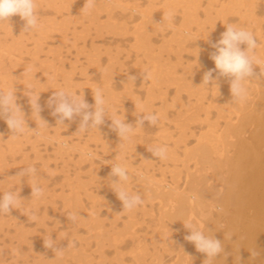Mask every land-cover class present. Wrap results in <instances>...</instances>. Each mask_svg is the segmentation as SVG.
<instances>
[{"label":"rangeland","instance_id":"1","mask_svg":"<svg viewBox=\"0 0 264 264\" xmlns=\"http://www.w3.org/2000/svg\"><path fill=\"white\" fill-rule=\"evenodd\" d=\"M42 1L44 3L37 5L36 8L39 24L43 23L45 27L49 28L50 22L57 19L59 23L66 22L65 26L68 25V30H65V33L59 31L62 27H54L55 33L46 30L44 45L39 48L42 49V53H39L38 60L34 57L37 56L34 52L36 50L34 41L39 33L37 31L34 33L25 32L26 38L29 40L26 39L28 42L23 43L22 47V51L26 53L23 55L25 71L29 73V76L32 71H35L41 80L47 82L46 88L50 97L56 91L63 89L83 95L86 101L94 106L93 93L97 88H101L105 98L107 116H105V123L98 130L90 129L85 133H79L77 130L82 116H74L71 121L66 120L63 125H58L59 117L51 114L55 105L49 107L46 102L49 97L44 104H39L42 108L40 117L48 124V127L43 125L41 128L47 129L52 136L56 134L62 139L68 138L73 143L88 144L87 146L95 154L93 157L95 165H91L90 161L86 160L77 166L76 163L79 162L77 154L73 156V160H69L66 156L61 158L56 154L57 144L48 140L39 142L38 150H33L25 140L27 143L24 142L25 145L23 144L21 153L18 151L15 155L13 153L6 155L12 165H25V168L35 167L37 169L38 178L35 179V182L28 176L25 179L31 180L30 186L37 183L43 189L44 194L39 198L33 197L38 205L29 204L25 211L18 214L19 219H13L17 213L15 210L11 211L12 215L11 212L10 215H0V264H41L42 258H49V253L56 254L54 249L46 248L44 245L45 240L49 237L54 241V248L66 249L62 256L64 264H79L78 258L84 260V256H87L84 261L82 260L84 264H139L135 262L132 254L136 246L148 247L151 253L146 256V261H142L140 264H155L156 256L152 241L162 227V222L159 221L161 219L159 202H144L145 205L137 208L135 220L132 223L129 220V212L123 211L122 202L119 201L111 186L103 184L104 188L100 181L105 180L106 170L110 169L108 165L115 162L119 156H122L119 159L125 158L123 161L127 164L142 167V155L134 156L131 152L132 148L135 150L134 152L143 153L142 150L145 147L147 151L145 152L150 159L151 152L148 149L158 143L168 147V155L172 154L175 161L165 162L152 156L148 160L152 163L149 171L153 170L152 173L159 178L162 176L161 170L167 166L168 169L165 171L167 181L171 180L169 171L174 170H179L182 173V179H185L188 150L197 147L201 136L208 133L209 125L219 129L225 126V120L218 117L219 109L224 107L225 102L223 101L225 96H222V92V95L220 94L219 88L224 84L230 87L232 78L220 76L216 71L213 73L212 82L205 84L204 73L215 68L214 63H211L213 61L210 56H204L206 54L205 43L195 40L192 36L180 48L175 40V29L183 24L185 14L189 11L192 15L189 19L193 34H197L198 30L202 29L207 34H212L211 32L215 30L221 36V33L226 30L227 24L246 27L254 33L257 39L259 48L254 53L257 54L259 49L264 47V0H254V8L249 12L248 9L237 3V0H122L125 3L124 6L128 4L134 8L133 3H137L143 11L149 10V7H153L155 10L165 8L166 14L169 12L173 14L169 20L174 27H165L158 31L148 30L144 48L153 51L154 57L151 58L147 56L149 52L138 43L134 34L136 27L142 23L140 14L133 13L131 10H123L120 7L121 9L114 10L109 18L106 12L89 15L88 11H82L86 3L85 0L78 1L76 12L71 11L73 0ZM60 2L64 6L61 7V4L58 6ZM229 2L232 4L229 5ZM228 5L229 7L224 8ZM90 16H93L94 20L101 24L95 25ZM12 31L11 40L12 37L19 39V30L16 28ZM102 31L103 33H101ZM41 36L42 34L40 38ZM1 41L3 42L4 38ZM241 47L246 49L247 46L242 45ZM94 48H98V52L96 51L98 54H94L95 52L93 54L91 52V54L97 55L92 57L98 61L91 64L90 51H93ZM155 60H159L158 63ZM157 64L161 67L156 71L158 74H161L162 71L166 72L165 75L172 72V74L166 75L170 77V80L162 81L163 84L162 82L156 83L158 87L152 83L154 65ZM11 70L13 71L9 66L8 71ZM30 70L32 71L30 72ZM6 71L7 69L2 70L1 75ZM129 76H135V81L129 80ZM29 82L26 76L16 79L12 74L10 78V86L15 89V92H18L17 88L24 84V90L30 97L29 100L26 97L22 102V97L17 96L19 105L26 101L28 102L25 105H29L31 96H37L35 87ZM0 84H2L1 77ZM200 84L202 85L200 86ZM197 88L200 89L197 90ZM155 98L157 99L155 100ZM152 101L153 103H151ZM149 104L151 106L148 108ZM144 107L148 109L146 108L145 111ZM89 110L94 111V107ZM148 113L159 116L158 124L152 126L145 120L143 126L137 128L127 140H121L110 127L113 117L121 120L125 118L126 123L137 127V120ZM215 121L217 122L215 123ZM31 123L32 125L40 124L38 118L33 115ZM194 144L195 147L192 146ZM108 161L110 163H107ZM189 165L193 166V163ZM94 166L98 173L97 176L92 172ZM147 167L144 164L142 169ZM15 171L12 170L13 174ZM75 173L80 174V182L86 183V187L80 188L83 184H79L78 188L74 189L69 185L77 179ZM98 177L102 179H98ZM135 187L134 183L130 184V192H135ZM10 188L16 193L19 190L18 185H10ZM73 189L74 191H72ZM27 191L31 193V189ZM69 194L73 197L74 204L75 200L78 204L80 202L82 210L86 214L84 221L68 219L75 213L74 209L70 207V203L67 204L64 199L70 197ZM19 220L20 223H17ZM128 222L135 224L134 232L132 231L130 234H126L124 226ZM83 223L85 226L82 225ZM166 225L167 230L172 231L173 244L170 251L162 250L161 253L165 264H173L176 262L179 248L185 241V231L187 232L188 229L179 230L177 225L168 221ZM131 234L136 235L135 239ZM83 253L84 255L81 257L80 255Z\"/></svg>","mask_w":264,"mask_h":264},{"label":"bare ground","instance_id":"2","mask_svg":"<svg viewBox=\"0 0 264 264\" xmlns=\"http://www.w3.org/2000/svg\"><path fill=\"white\" fill-rule=\"evenodd\" d=\"M78 1L80 0H73L74 4L72 6L73 9H71L72 12L77 10ZM35 2L36 5H42L44 3L42 0H35ZM61 2L58 4V6H60L61 4L62 7L64 5ZM236 2L248 9V12L252 11V9L254 8V0H237ZM124 4L125 3L122 0H96L95 8L91 11H88V13L89 15H92L93 13L98 14L99 12H106L108 13L106 15H108L110 18V15L113 13V11L121 7L123 10H131L133 13L140 14L142 17V23L140 24V26L136 27L134 34L136 36V40L139 41L138 43L143 45V48L144 44H146L147 42L146 35L148 30L152 29L154 31H158L165 27H174L172 22L165 15V8L161 10H155L153 7H149V10L143 11L141 10V7L137 5V3H133L134 8L130 7L131 5L128 6V4L124 6ZM231 4L232 2H229V5ZM229 5L225 6L224 8L229 7ZM58 10L61 11L60 9ZM185 16L186 17L184 18L183 24L175 29V40L178 44L177 46L181 48V46H183L182 44H184L187 40H189V38L193 36L195 40H199L205 43L204 51H206V54L204 56L209 57L211 53L215 52V48L212 47V44L216 43L220 39V35H218L215 30L211 32L212 34H207L202 31V29L198 30L199 32L197 34H193L192 29L190 28L191 20L189 18L192 16L190 11L187 12ZM90 18L95 22V25L101 24L99 23V21L97 23V21L94 20L93 16H90ZM244 19L246 20V18ZM24 23L25 22L18 15L11 17L8 23L6 21L0 23V77L2 79V84H0V91L7 92L8 90L12 89V86H10V78L12 74L16 79H20L21 76H26L30 81L29 84L35 87V91L38 96V103L44 104L48 97L50 98V94L46 88L47 82L41 80V78L38 76V74H36L37 72L35 71L30 70V72H32L29 76V73L25 71L26 66L23 64V55L26 54L22 51L23 43L25 44L29 41L28 38H26V33L23 31ZM158 23L163 24L160 25ZM65 24L66 22L59 23L57 19H53L50 22L51 26L49 28L45 27V25L42 23V25L39 24L38 29L32 30L30 32L34 33L37 31L39 33L36 37V40L34 41V45L36 47V50L34 52L37 55L34 57H36V60L39 59V53H42V49L40 50L39 48L40 46L44 45L43 42L45 40L44 35L46 33V30H49L50 33H55L56 29L54 27H62L60 30H58L62 33H65L68 30V25L65 26ZM103 25L106 26L107 24ZM16 28L19 30L18 36L21 39L12 37L11 40V36L13 35L12 29ZM101 33H103V31ZM41 34L42 36L40 38ZM2 38H4L3 42L1 41ZM98 48H94L93 51H90V54L91 52L92 54L93 52H95L94 54H98ZM144 49L149 52L147 53V56H149V58L154 57L152 50H149L147 48ZM259 50V53L255 55H257L262 61H264V47ZM92 54L90 55V62L91 64H95V62H97L98 60H95L92 56L96 57L97 55ZM33 61L36 62L35 60ZM158 61L155 60V62L157 63ZM211 63L213 64L214 62ZM9 66L11 67V69H13V71H8ZM158 68H161L158 64L154 65V72L152 76V83H155L154 85L156 86L157 82H162L165 80L167 81V79L170 80V77L166 75H169L170 73L172 74V72H169L165 75L166 72L164 73L163 71L160 72L161 74H158L156 72ZM5 69H7L6 73L1 75V71ZM155 77L156 80H154ZM246 79L247 87L249 89V96L248 99L243 103L236 102L235 98L231 94L230 87L224 84V82V85L220 84L221 87L219 88V92L221 95L223 93L222 96H225L223 100L225 102L223 105L224 107L219 109L220 113L218 117L219 119L225 120V126L219 129L218 127H212L211 125H209L208 133L201 136L198 141L197 147L192 150H188V152L186 153L188 157V164L186 166L187 173L184 180L181 176L182 173L179 170H174L169 171V173L171 174V180L167 181L165 173L166 169H168L167 166L163 170H161L162 176L159 178L154 175V173H152L153 170L152 172H150L149 167L152 163L148 160H150L153 155L151 153V157L149 159L146 154L147 151L145 147L142 150L143 153H140L139 151L134 152L135 150L133 148L131 150L134 156L138 154L142 155V167H134L133 165L127 164L123 161L125 158L119 159V157L122 158V156H119L115 162H111L110 165H108L110 166V169L106 170L107 176H104L105 180H99L102 185L107 184L111 186V183L113 181L118 180V177L110 175L112 166L114 163H119L122 166L127 167L129 175L132 178L126 185L129 191L131 190L130 184L134 183L136 186L135 192L141 194L143 199H146L144 200V202H159L161 212V219H159V221L161 220L162 227H160L161 230H158L157 235L154 236V239L152 241V246L154 247L156 256L154 258L156 261L154 262L155 264H165L164 257L162 256L161 252L162 250L166 252L170 251L172 248V231L170 232L169 229L167 230V221L169 223L177 225L179 230L188 229L187 232L185 231L186 235L184 236V239L192 231V229L186 227L185 225L191 223L193 227L203 231L206 236L219 239L222 246V251L217 256L211 258V260L209 261V258L205 254L196 251L195 245L193 243L185 240L183 244H181L177 258L175 260L176 262H174L173 264H264V63H261V65L254 64L253 75ZM181 80L179 81L181 82ZM154 85L153 87H155ZM201 85L202 84H200V86ZM198 89L200 88H197V90ZM16 91H18L20 94L18 92H15V96H21L22 102H24L26 97L27 100H29L30 97L24 90V84L20 85V87H18ZM152 99L154 100V98ZM156 99L157 98H155V100ZM27 102L28 101H26L25 103ZM25 103L20 106L25 113V119L29 128L35 129L37 125H32L31 123L33 112L30 101L29 105H25ZM151 103H153V101ZM150 106L151 105L149 104V106L147 107L149 108ZM147 107H144L145 111L148 109ZM216 122L217 121H215V123ZM39 131V136L28 132L21 135H14L8 129L5 120L3 118H0V176L2 177V180L0 181V195H2L4 192L12 191L10 185H18L19 190L17 191V194H19L20 198L22 199L19 201L17 209H13V211L15 210L17 212L13 217L14 220L20 218L18 214L25 211L26 207H28L29 204L34 203L35 205H38L37 203H35V199L31 197V193L27 191L31 189V180L33 182H35V180L31 179L30 181H27L25 179L26 176L23 178L16 176L17 173L22 170V168H25V165L16 166L14 163V165H12V163L9 162L6 156L7 154L12 153L13 155H15L18 151H20L19 153H21V149L25 145L24 142H26L25 140H27L28 144L31 145L33 150H38L37 144L43 140L54 142L57 144L56 154L60 155L61 158H65L66 156L69 160H73V156L77 154V156L79 157V162L76 163L77 166H79L86 160H89V163H91V165H95L93 162L94 158L90 159L86 155V153L91 152L93 153V157H95L94 152H92L91 148L87 146L88 144L73 143L68 140V138L62 139L56 134L52 136L47 129L41 127ZM183 133L185 132L183 131ZM183 135L185 136V134ZM63 143L69 144L71 146L70 150L62 148L61 145ZM192 146L195 147V144ZM106 147L108 148L109 144ZM172 157V154L170 156L168 155V159L164 161L174 162L175 160ZM23 162L25 163V161ZM190 163H193V166H190ZM144 164H146L148 167L143 170L142 168L144 167ZM11 166L14 167L12 168ZM93 168L92 172L97 176L98 173L95 166ZM12 170H16L14 174ZM139 173H142L146 179L143 181L139 180ZM75 174L77 179L74 178L76 180L72 181L69 184L74 189H76V187L78 188L79 184H83L80 182V174ZM101 177H98V179H102ZM182 180L183 183H181ZM104 186L105 185H103L102 187ZM84 187H86V183H84L82 187L80 186V188ZM74 189L72 191H74ZM64 199L66 200L67 204L70 203V207L74 209L75 214H79L83 218L82 220H80L84 221L86 218V214L83 212L80 202L78 204L75 200L74 204V199L72 196ZM136 211L137 209L129 212V220L132 223L135 220ZM17 223H20V220L17 221ZM84 223L82 225H84ZM132 223L128 222L126 225H124L126 234H130L132 233V231L134 232L135 224ZM122 235L123 234H121V236ZM132 236L135 239L136 235ZM123 237L125 236L123 235ZM115 246L118 245L115 244ZM132 254L134 255L133 258L135 259V262H138L140 264L142 263V261L145 262L147 259L146 256H149L148 254L151 253L148 247L136 246V248L132 251ZM82 255H84V253L80 256L83 257ZM86 257H83L84 260ZM82 260L83 259L78 258V263L84 264L82 263ZM63 262L64 258L62 256H56V254H53L52 252V254L49 253L48 259L42 258L41 264H64Z\"/></svg>","mask_w":264,"mask_h":264},{"label":"clouds","instance_id":"3","mask_svg":"<svg viewBox=\"0 0 264 264\" xmlns=\"http://www.w3.org/2000/svg\"><path fill=\"white\" fill-rule=\"evenodd\" d=\"M96 0H86L82 11H91L95 8ZM35 0H0V23L7 22L13 16H19L24 23V32L36 30L39 27L38 15L36 12ZM167 18L173 15L171 12L165 14ZM164 21V19H163ZM162 25L161 23H158ZM246 45L244 49L241 46ZM215 52L210 54V59L214 62L215 68L204 73V83L209 84L213 80V73L218 71L220 76L231 77L230 91L237 103H243L248 99L249 89L247 87V79L253 75V65H261L264 63L257 55L255 50L259 47L254 33L246 27H241L236 24H227L226 30L221 33L220 39L212 44ZM129 80L135 81V76H129ZM218 87V85H217ZM15 89H10L7 92L0 91V118H3L8 126V129L14 135H21L26 132L40 135V127L48 124L40 117L42 111L38 103V96L32 95L30 104L33 110V116H36L40 122L35 129H30L25 119V113L21 106L17 103ZM95 104L90 105L83 95H78L77 92H68L63 89L56 91L47 101L49 107L55 105L53 116H58V125H63L64 121H71L74 116H82L77 132L85 133L90 129H99L105 123V98L101 88L95 90ZM94 107V111L89 109ZM150 122L152 126L158 124L159 116L154 113H148L139 118L136 122L137 127H133L131 123H126L123 120L113 117L111 118V129L117 133L121 140H127L136 131L137 128L143 126L144 121ZM76 132V133H77ZM64 149L70 150V145L63 143ZM153 156L164 161L168 159V147L166 145H153L148 149ZM88 158H93V153H86ZM107 163H110L109 161ZM111 176L118 177L111 183V188L115 192L119 201L122 202L123 211L132 212L144 204V199L137 192H130L126 185L132 179L129 175L127 167L119 163H114L111 169ZM16 176L21 178L28 176L32 179L38 178L37 169L35 167L22 168ZM139 180H145L142 173L138 174ZM43 189L34 183L31 185V197L43 196ZM22 200L20 195L14 191L4 192L0 195V215H10L13 209H17L19 201ZM35 219V217H33ZM68 219L75 221L83 219L79 214H72ZM192 229L191 233L185 237V240L193 243L197 252L205 254L209 261L217 256L222 251L221 242L219 239L206 236L203 231L193 227L191 223L185 225ZM46 248L54 249L56 256H63L65 248H54V241L51 237L45 240Z\"/></svg>","mask_w":264,"mask_h":264}]
</instances>
